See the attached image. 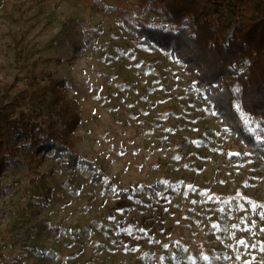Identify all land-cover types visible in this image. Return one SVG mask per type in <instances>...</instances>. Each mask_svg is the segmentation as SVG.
Here are the masks:
<instances>
[{
    "label": "rangeland",
    "instance_id": "obj_1",
    "mask_svg": "<svg viewBox=\"0 0 264 264\" xmlns=\"http://www.w3.org/2000/svg\"><path fill=\"white\" fill-rule=\"evenodd\" d=\"M103 1L123 12L97 0H0L1 83L13 96L39 75L63 81L80 118L75 149L106 172L96 182L51 157L5 170L0 264H264V207L253 208L264 206L263 159L179 59L138 43L123 16L157 25L149 0Z\"/></svg>",
    "mask_w": 264,
    "mask_h": 264
},
{
    "label": "trees",
    "instance_id": "obj_2",
    "mask_svg": "<svg viewBox=\"0 0 264 264\" xmlns=\"http://www.w3.org/2000/svg\"><path fill=\"white\" fill-rule=\"evenodd\" d=\"M149 2L161 18L157 25L134 26L123 16L138 43H153L179 59L225 128L264 161V0ZM97 3L102 11L123 12L103 0ZM36 77L42 81L37 87L19 89L13 96L14 86L0 81V177L7 169L51 157L67 169L86 166L96 182L102 181L103 167L80 157L75 149L72 134L80 118L63 91L64 82L50 73ZM18 100L27 108L19 107ZM107 183L113 178L108 177ZM133 189H117L115 195L127 199ZM144 190L153 193L156 187ZM47 195L48 190L41 198Z\"/></svg>",
    "mask_w": 264,
    "mask_h": 264
},
{
    "label": "snow or ice",
    "instance_id": "obj_3",
    "mask_svg": "<svg viewBox=\"0 0 264 264\" xmlns=\"http://www.w3.org/2000/svg\"><path fill=\"white\" fill-rule=\"evenodd\" d=\"M233 155H238V154H233ZM177 159H178V157H177ZM256 207H264V206L253 205V208H256ZM141 231H143V230H141ZM262 231H264V229H262ZM238 243L241 244V245L247 246L246 242L244 240H239ZM165 247H167V245H165Z\"/></svg>",
    "mask_w": 264,
    "mask_h": 264
}]
</instances>
